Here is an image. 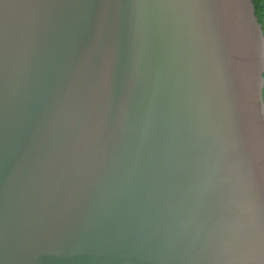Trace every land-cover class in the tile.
Segmentation results:
<instances>
[{
	"label": "water",
	"instance_id": "1",
	"mask_svg": "<svg viewBox=\"0 0 264 264\" xmlns=\"http://www.w3.org/2000/svg\"><path fill=\"white\" fill-rule=\"evenodd\" d=\"M0 264H264V0H0Z\"/></svg>",
	"mask_w": 264,
	"mask_h": 264
}]
</instances>
